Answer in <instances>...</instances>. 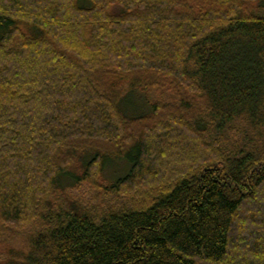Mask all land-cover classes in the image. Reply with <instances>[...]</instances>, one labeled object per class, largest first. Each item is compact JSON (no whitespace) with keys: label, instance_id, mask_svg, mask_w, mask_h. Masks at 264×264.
I'll return each mask as SVG.
<instances>
[{"label":"trees","instance_id":"1","mask_svg":"<svg viewBox=\"0 0 264 264\" xmlns=\"http://www.w3.org/2000/svg\"><path fill=\"white\" fill-rule=\"evenodd\" d=\"M6 235L0 264H264V0H0Z\"/></svg>","mask_w":264,"mask_h":264},{"label":"rangeland","instance_id":"2","mask_svg":"<svg viewBox=\"0 0 264 264\" xmlns=\"http://www.w3.org/2000/svg\"><path fill=\"white\" fill-rule=\"evenodd\" d=\"M113 13H119L123 11V9L115 5L111 9ZM128 105H135L137 108V112L131 115H141L149 112L150 108L148 104L145 102L144 97L140 93L133 94L129 97ZM128 171V165L125 162H115L113 163L105 172L104 178L108 183H112L116 178L124 175ZM70 184H66V186H69ZM71 194L75 195V197L79 199L89 198L90 192L86 187L80 188V189H71L69 191ZM18 234L25 233V230L22 231H15ZM23 239L20 237H16L12 239L10 235L6 236H0V253L5 254L7 252V249L12 248L15 250H22L23 248Z\"/></svg>","mask_w":264,"mask_h":264}]
</instances>
